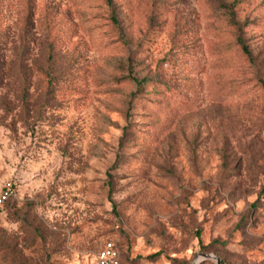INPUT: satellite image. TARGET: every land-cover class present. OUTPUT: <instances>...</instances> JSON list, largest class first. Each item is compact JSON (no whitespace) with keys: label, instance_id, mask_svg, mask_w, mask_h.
<instances>
[{"label":"rangeland","instance_id":"obj_1","mask_svg":"<svg viewBox=\"0 0 264 264\" xmlns=\"http://www.w3.org/2000/svg\"><path fill=\"white\" fill-rule=\"evenodd\" d=\"M9 184L0 264H264V0H0Z\"/></svg>","mask_w":264,"mask_h":264},{"label":"built area","instance_id":"obj_2","mask_svg":"<svg viewBox=\"0 0 264 264\" xmlns=\"http://www.w3.org/2000/svg\"><path fill=\"white\" fill-rule=\"evenodd\" d=\"M17 189L9 184L0 190V212L5 209L8 202L15 199ZM97 264H125L121 257L117 244L113 241H107L96 255Z\"/></svg>","mask_w":264,"mask_h":264},{"label":"trees","instance_id":"obj_3","mask_svg":"<svg viewBox=\"0 0 264 264\" xmlns=\"http://www.w3.org/2000/svg\"><path fill=\"white\" fill-rule=\"evenodd\" d=\"M107 4H108L109 6H112V5H113V0H107ZM115 21H117V20L115 19ZM234 24L238 26L237 31L240 33V31L242 30V26H241V25H238V23H237L236 21L234 22ZM236 41H237V45L240 46V48H241L243 54H244L245 56H247V58H249V59L251 60L252 57H251L250 50H249L248 46L246 45L244 39L242 38V36H241L240 34L237 35V39H236ZM133 80L136 82L137 85L140 86V85H142L147 79L139 80L138 78L135 77V78H133ZM9 203H10V202H8V203L6 204V206H7ZM6 206H5V207H6ZM223 264H224V263H223Z\"/></svg>","mask_w":264,"mask_h":264},{"label":"water","instance_id":"obj_4","mask_svg":"<svg viewBox=\"0 0 264 264\" xmlns=\"http://www.w3.org/2000/svg\"><path fill=\"white\" fill-rule=\"evenodd\" d=\"M203 255H204L205 258H214V259H216L218 264H223L221 259L216 257V256H214V255H211V254H203Z\"/></svg>","mask_w":264,"mask_h":264}]
</instances>
